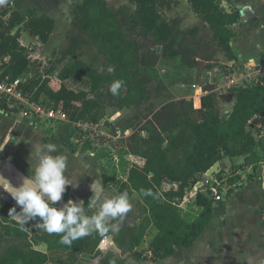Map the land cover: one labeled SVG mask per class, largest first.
<instances>
[{
  "label": "trees",
  "instance_id": "16d2710c",
  "mask_svg": "<svg viewBox=\"0 0 264 264\" xmlns=\"http://www.w3.org/2000/svg\"><path fill=\"white\" fill-rule=\"evenodd\" d=\"M129 1L132 5L122 4L116 9L107 0H82L75 4L71 8L68 44L62 52L63 60L70 57L73 61L53 76L56 66L43 70L34 49L23 45L21 37L23 31L29 30L40 43L47 44L55 30V19L47 13L26 15L14 7V0H5L0 4V56L9 57V61L3 77L13 82L32 67L37 77L28 87L32 100L51 102L67 114L71 124L96 123L104 118L106 104L119 109L139 108L151 99L150 85L156 83L158 89L165 86L157 67L158 47L163 57L179 58L187 67L200 70L217 66L220 50L232 63L236 62L230 43L235 36L233 26L241 18L240 10L229 12L218 0H188L201 22L181 27L177 18L168 20L164 16L168 0ZM140 38L148 43L145 50ZM75 74L90 79V91L68 88L65 80ZM117 80L122 87L114 96L109 89ZM234 97L231 112L221 116L216 94H206L204 121L191 115L192 101H169L144 122L141 130L145 136L131 137L128 150L137 159L123 186L129 187L128 195L137 193L142 211L149 214L158 230L149 245L155 262L179 249L191 248L212 219L213 200L200 191L195 203L202 211L192 222L183 217L181 201L190 184L206 180V173L224 157L246 155L253 162L262 159L259 149L264 151V84L239 88ZM216 177L224 178L222 172ZM237 181V177L231 179V183ZM146 230L143 223L119 228L115 241L124 253H134L141 259L143 251L136 248ZM111 234L114 231H94L70 247L60 243L62 234H55L48 250L93 254L102 239ZM0 237V264L49 262V254L37 250L33 236L17 222L1 224ZM105 259L109 264H124L113 251Z\"/></svg>",
  "mask_w": 264,
  "mask_h": 264
},
{
  "label": "crops",
  "instance_id": "0c3cea01",
  "mask_svg": "<svg viewBox=\"0 0 264 264\" xmlns=\"http://www.w3.org/2000/svg\"><path fill=\"white\" fill-rule=\"evenodd\" d=\"M31 2L35 4H33L30 12H26L24 8L19 9L18 0H14L13 5L26 15L32 13L52 15L50 12L51 6H46L49 8L42 9V11L38 10L39 7L45 6H38L40 4L35 0ZM218 2L229 12L238 9L241 13V18L233 26L235 36L230 43L237 57L234 64L242 67L260 64L264 55V5L262 1L218 0ZM187 3L190 8L191 22L184 27H192L199 24L201 18L191 9L189 2ZM182 23L185 22L182 20ZM26 34H28L27 36H35L27 30L26 32L23 31L22 37L24 38ZM21 41L24 43L23 40ZM170 60L173 61L165 58V62L168 64L171 63L168 62ZM230 62L229 60L228 63ZM182 65L188 70L189 74V80L185 77V83L187 84L189 81L188 85L192 87V93L185 95L182 100L192 101L191 115L199 121H204L206 113L203 107V97L207 93L202 85L207 83L210 89L216 90L217 83L221 80L226 65L224 66L221 60L217 66L207 70L190 68L183 63ZM161 71L167 73L165 68ZM162 78L166 82L163 76ZM223 92H213L216 94V100L220 107H222V103L219 99L223 96ZM196 101L199 102L198 105L200 106H197ZM234 101L235 97L230 108L224 110L225 115L231 112ZM137 119V113L126 119L123 118L119 122L120 127L123 128L128 124L134 125ZM114 120H116L115 117L112 118V121ZM114 123L116 124V122ZM63 131L67 132L68 130L63 128ZM63 131L46 132L40 125H36L29 120L14 119L0 112V175L6 177L13 185L18 186L29 173V153L33 145L37 142L54 143L57 145L58 150L68 158V168L65 175L74 180L67 187L61 201L57 202V206H62L69 199L83 201L87 205L94 196L92 204L95 206L106 196H112L104 186L107 179L102 178L98 173L99 163L97 160L88 153L76 152L74 146H72L75 142H73L74 139L71 138V134H67L65 138L63 137ZM9 144H11L10 147ZM7 148L8 152H6ZM259 153L262 157L259 162H253L246 155L224 157L218 162L217 170L210 179H216L219 182L216 187L222 199L215 200L213 197L212 219L206 226L203 235L191 248L179 249L172 256L161 261L155 262L152 260V253L149 250L150 239L158 230L153 226L149 214L144 212L141 218L138 217L135 220H133V214H126L123 224L119 226V228L136 226L141 222L146 226L145 237L140 246L136 248V250L143 251L142 255H145L141 259H137L134 253H124L123 248L115 241L116 231H114L113 237L107 235L102 239L95 253L72 254L62 250H48V244L55 234L45 232L39 226V220L34 225H31L33 220L29 221L23 228L33 236L34 247L49 254L47 264H108L105 256L110 251H113L119 260L124 261V264H127L128 258L135 259V264H264V220L262 218V212L264 211V151L259 149ZM234 165H242V167L234 170ZM219 172H222L223 180L216 177ZM236 177L238 181L231 183V179ZM210 182L207 186H201L198 182L187 187L181 204L182 215L186 220L192 222L202 211L203 208L195 203V199L197 193L199 191L203 193L205 187L209 191L213 184L212 180ZM191 200L194 202L193 207L196 213L190 212L192 216H189V212L184 205ZM14 206L16 210H20L10 194L0 189V226L1 224L11 223V219L17 220L15 215H9V209ZM134 214L135 216L138 214L137 209ZM16 220H13V222L19 224V221ZM102 256L104 260L99 262L98 259Z\"/></svg>",
  "mask_w": 264,
  "mask_h": 264
},
{
  "label": "rangeland",
  "instance_id": "374dc122",
  "mask_svg": "<svg viewBox=\"0 0 264 264\" xmlns=\"http://www.w3.org/2000/svg\"><path fill=\"white\" fill-rule=\"evenodd\" d=\"M34 0H18V8L24 10L26 12H30V9L33 8V2ZM40 5L38 6H45V7H39L38 10H42L45 8H49L46 6H51L50 12L52 13L51 16L55 19V30L54 33L51 36L50 41L47 44H42L35 36H27L26 34L23 37H21V40L25 43H21L25 46H28L29 48L34 49V56L38 58L44 68H49L52 65L56 66V70L51 73L53 76H56L59 74L61 69L68 63L73 61V58H65L64 60L62 52L64 48L67 46V33L71 28V22H72V15H71V8L81 2L82 0H35ZM109 3V6L113 9L118 8L122 4H129L132 5V3L129 0H107ZM187 0H168V3L165 4L163 13L166 19L172 20L173 18H177L180 23L181 27H184L185 25L190 24V8L188 6ZM43 11V10H42ZM182 20L185 23H182ZM27 30H25L26 32ZM31 34V33H30ZM23 35V34H22ZM140 42L143 44V50L146 49L148 46V43L143 38H140ZM157 53L160 55L158 59L157 67L159 71L161 72L162 76L166 80L165 87L158 89L157 84L153 83L149 86L150 88V95L151 99L145 103H143L139 108H131V109H119L114 104H106L105 110H104V118L102 120L107 122V125H109L110 120L112 118H116L114 122H116V125L122 129L126 130L128 128H133V132L127 137L126 139H123L124 143V150H121L119 152H113V149H110L105 146H99L100 144H93L88 138L87 132H83L80 130L76 124H71L68 119L66 120H56L52 119L51 121H44V122H37L36 125H40L43 130H46V132H50L53 130H58L59 132L63 131V128L67 129L68 131L63 133V137L66 138L67 134H71V138L74 139L73 142H75L72 146H74L75 151L80 153H88L92 155L97 162L98 165V173L103 177H105L107 180L104 184L105 189L109 194L115 195L120 192H127L130 190L128 186H123L124 182L126 181L129 173V169L131 168L132 164L137 159L136 156L129 153L128 148H126V145L129 146L131 137L134 134H142L145 136V132H142L141 128L145 121H147L152 113L157 110L160 106L163 104L169 102V101H182V98L185 95H188L192 93L191 86L188 85L190 82L185 83V77L188 78V70L185 69V67L182 65V62L179 58L172 59L173 61L168 64L165 62V58L162 56V49L161 47H158ZM217 58L223 62V65L225 66L226 63L229 62L228 57L226 56L225 52L220 50L217 53ZM167 69V73H162V69ZM183 69V70H182ZM186 71V72H185ZM36 71L31 67L28 71H25L21 79V85H26L29 87L30 84H32L36 80ZM189 80V78H188ZM220 80V79H219ZM66 85L68 88L76 91H90L91 89V81L87 77L77 74L73 75L65 80ZM223 96L219 99L220 103H222V107L218 105L217 101V107L220 110V115H225V109L230 108V105L232 101L234 100V93L232 91H226L222 93ZM197 106L198 101H196ZM222 109V110H221ZM138 114V119L134 125H129L125 127H120L119 122L123 118H128L132 114ZM11 117V116H9ZM13 118V117H11ZM16 119V118H14ZM30 121V120H29ZM113 122V121H112ZM127 125V124H126ZM115 129V128H114ZM110 134H114L115 131H112L111 129H108ZM256 132V136L259 138V135ZM113 141L111 138L107 141L106 145L113 146ZM114 147V146H113ZM128 150V151H127ZM115 153V154H114ZM242 165L237 166L234 165V170L240 169ZM231 170V168H229ZM207 176V174H206ZM241 177V176H240ZM123 190V191H122ZM129 200L132 205L131 214H133V220L138 217L141 218L142 216V207L140 204V199L137 195V193L133 192L131 195H129ZM182 204V201H181ZM186 209L189 212V216L192 214L190 212H195L194 209V202L187 201V203L184 205ZM182 208V207H181ZM138 211V214L135 216L134 211ZM18 211V210H17ZM195 215V214H194ZM16 219H11V222ZM18 220V219H17ZM16 220V221H17ZM39 218L36 220H33L31 222V225H34ZM140 223V221L138 220ZM142 223V222H141ZM0 237V241H1ZM99 262L101 260H104V257L98 259ZM109 264V263H108Z\"/></svg>",
  "mask_w": 264,
  "mask_h": 264
},
{
  "label": "clouds",
  "instance_id": "9594fccd",
  "mask_svg": "<svg viewBox=\"0 0 264 264\" xmlns=\"http://www.w3.org/2000/svg\"><path fill=\"white\" fill-rule=\"evenodd\" d=\"M5 0H0V4ZM122 82L117 80L110 86L112 95H118ZM29 173L17 186L0 175V189L10 194L16 207L9 209L23 228L29 221L39 218V226L49 234L60 235L62 245L71 246L74 241L92 234L118 231L126 214L132 210L128 193L120 192L106 196L95 206L94 197L87 205L83 201L69 199L58 207L67 187L74 180L65 175L68 158L54 143L37 142L29 153ZM145 195L150 193L145 192ZM115 222V223H113Z\"/></svg>",
  "mask_w": 264,
  "mask_h": 264
},
{
  "label": "built area",
  "instance_id": "2783aa9c",
  "mask_svg": "<svg viewBox=\"0 0 264 264\" xmlns=\"http://www.w3.org/2000/svg\"><path fill=\"white\" fill-rule=\"evenodd\" d=\"M264 5V0H261ZM9 57L0 56V112L7 116H11L16 119L30 120L32 123L37 124V122H44L52 119L56 120H66L68 119L67 114L55 106L51 102H42L32 100L31 94L28 90V86L21 85V79L10 82L3 77L5 64L8 63ZM257 84H264V55L258 65L251 66H238L234 63H228L224 72L222 73V78L217 83L216 90L209 88L207 83H204L202 87L206 90V93H213L214 91H232L239 88H246L254 86ZM110 124L101 120L99 122H86L80 121L76 122V126L83 132H87L88 139L94 144H100L99 146H105L113 149V152H119L124 150L123 139L129 137L133 132V129H120L114 121L110 120ZM115 128V129H114ZM115 131L114 134H110L109 130ZM114 140L113 146L106 145L109 139ZM126 148L128 146L126 145ZM115 154V153H114ZM212 180L213 184L209 189V192L214 197L215 200H221L222 196L217 189L219 182L216 179H206V183L203 185H209ZM177 188V185H175ZM262 218L264 220V211L262 212ZM145 255H142L144 258Z\"/></svg>",
  "mask_w": 264,
  "mask_h": 264
},
{
  "label": "water",
  "instance_id": "95a60500",
  "mask_svg": "<svg viewBox=\"0 0 264 264\" xmlns=\"http://www.w3.org/2000/svg\"><path fill=\"white\" fill-rule=\"evenodd\" d=\"M11 146V144H9V147ZM6 152H8V148L6 149ZM218 167V163L215 164L206 174H207V178L213 177L214 173L216 172ZM205 180L203 181L202 184H205ZM199 185H201V182L198 183ZM206 186V185H203ZM203 194H205L210 200H213V196L211 195V193L208 191V188H204L203 190ZM123 224V221L120 223ZM110 237H113V234L109 235ZM136 260L133 258H128L127 264H135Z\"/></svg>",
  "mask_w": 264,
  "mask_h": 264
}]
</instances>
